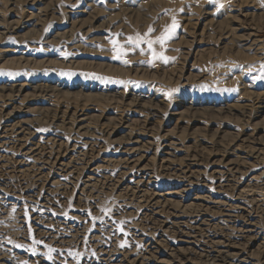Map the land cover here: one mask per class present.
Segmentation results:
<instances>
[{"label": "rangeland", "instance_id": "rangeland-1", "mask_svg": "<svg viewBox=\"0 0 264 264\" xmlns=\"http://www.w3.org/2000/svg\"><path fill=\"white\" fill-rule=\"evenodd\" d=\"M87 1H45L52 17L28 39L19 36L29 27L17 37L4 29L22 26L42 6L0 0V87L26 85L10 100L0 89V263L168 264L181 253L188 264H212L219 251L264 264V113L222 114L253 102L264 107V79L256 78L264 65V0H98L90 44L80 33L75 48L46 44ZM150 27L148 39L171 37L153 45L161 58L127 41ZM252 32V51L222 39ZM7 46L14 52H3ZM42 89L51 97L38 96ZM135 99L159 112L133 113L126 105ZM173 109L182 114L172 116ZM76 114L91 124L82 141L70 125ZM126 133L148 141L132 163L117 151ZM166 139L175 146L164 149ZM230 160L243 166L224 182L212 164ZM238 194L244 210L231 207ZM154 195L169 202L158 217Z\"/></svg>", "mask_w": 264, "mask_h": 264}, {"label": "bare ground", "instance_id": "bare-ground-1", "mask_svg": "<svg viewBox=\"0 0 264 264\" xmlns=\"http://www.w3.org/2000/svg\"><path fill=\"white\" fill-rule=\"evenodd\" d=\"M27 2H30L31 4H35V3H38V5L42 6V7H38V14L36 15H30L29 17L27 16L24 20V22L22 23V26L21 25H16V26H8L7 28H5V34H12V35H16V33L21 30V29H26L27 27H29L30 29L25 33V35L23 36H19V38H22V37H27L28 39L34 37L37 33H41L40 31L43 30V27H44V24L46 23V21H48V19L50 17H52V12L50 10V8H48L46 5H45V1L47 0H26ZM125 1V0H122V2ZM86 2V1H85ZM96 3H99L98 0H88L85 7H82L77 13L78 17H76L75 20H72L67 29L63 30L62 32H59L54 30L51 32L50 34V37L51 38L50 40L47 38L45 39V43L46 44H49V43H52V42H57V43H63V44H69L70 46H73L74 48L77 47V45L74 43L76 41V36L75 34L77 33H80L79 36H84L86 37V43H91L94 39H93V32L92 31V25L91 23L92 22H95L99 17L100 15L97 13V10H96ZM45 5V6H44ZM139 8V6H138ZM125 11L128 13V14H131L135 11V7L133 5H126L125 7ZM146 13L145 15L146 16H150L152 13L150 10H145ZM1 14V13H0ZM50 14V15H48ZM3 22V20L0 19V24ZM251 31H255V29H251ZM254 33H250L248 36H234V35H230L229 33H225V37H223L222 39L226 40L225 42H231V41H234L235 44H237L238 47L242 48V50H245V51H252V50H255L257 48H255V44H254V41L252 40V38L254 37ZM17 37V35H16ZM250 37V38H249ZM3 52L5 53H13L14 52V49L13 47L11 46H7L5 49H3ZM26 87V85H20L19 87H17L18 89L16 90H9V88H6V87H3L0 89L2 90V92H7L9 91L10 94H6L4 95V97H6L7 99H12L14 98V95L15 93L17 94H20L24 88ZM12 89V88H11ZM52 91V90H51ZM46 91L44 89L42 90H39L38 91V96L44 94V96H50L51 93H53V91ZM58 91V89L56 90ZM248 104V103H247ZM253 104H260L258 102H253L251 105L252 109H246V105L245 106H241L239 109H231V108H223L222 109V114H231L232 112H238L240 116H242L243 118H248V119H252V118H256L258 117L260 114L264 113V107L263 106H258V108H254L253 107ZM126 106H128L131 110H133L132 112L133 113H140V112H143V113H146L147 115H154L155 113L159 112L155 107L154 105H151L149 104V102L147 103H143L141 104L140 102L135 101L133 100L131 103L127 104ZM182 113L178 112L177 113V110L176 109H173V113L171 114L172 116H179L181 115ZM77 115V114H76ZM73 116V115H72ZM9 118V117H8ZM73 122L70 124L72 127H73V131H74V134H76L79 138V141H82L84 139H86L87 137L85 136L86 132L85 131H88V128H89V124L90 122H86L87 121V118L85 117V115L83 114H80V115H77L76 118H73ZM129 120V119H128ZM68 123V122H67ZM17 125H20V124H17ZM69 125V123H68ZM91 125V124H90ZM125 125V124H124ZM12 127V126H11ZM23 128V127H22ZM20 127H16L15 128V132H16V135H21L22 132H23V129ZM71 128V127H70ZM92 128V127H91ZM127 128V127H125ZM124 128V129H125ZM93 131V130H92ZM90 133V132H89ZM93 133V132H92ZM106 133V132H105ZM147 133V132H146ZM148 135V134H147ZM146 135V137H147ZM92 137V135H90ZM127 136V137H126ZM126 138L123 140V142L121 143L120 142V145L117 149V151H121L122 150V154L125 153V151L127 152V154L125 153L124 155L127 156V159H125V161H130L129 163H132L133 162V153H135L136 151H141V152H144V145H148V141H144V139L142 138L140 140V138L134 136V135H131V134H128L126 133ZM26 137V136H25ZM98 137V136H97ZM96 137V138H97ZM104 137V136H103ZM150 138V137H148ZM20 140V139H19ZM22 140V139H21ZM89 142V141H88ZM152 143V142H151ZM164 145H163V148H167L169 147L170 145H173L172 142L170 140H167L164 141ZM89 144V143H88ZM87 144V145H88ZM122 146V147H121ZM123 146H129L128 149H124ZM175 146V145H173ZM23 147V146H21ZM126 148V147H125ZM81 149V148H80ZM115 149V148H114ZM146 150V149H145ZM34 151V150H33ZM75 151V150H74ZM29 152V151H28ZM37 152V151H36ZM140 153V152H139ZM159 155H166L164 154L162 151H158ZM168 153V152H166ZM21 154H24V153H21ZM35 154L34 153V158L36 159L35 157ZM42 154V153H40ZM26 155H29V153H26ZM38 155V154H37ZM111 155V154H110ZM123 155V156H124ZM169 155V154H168ZM48 156V155H47ZM158 156V155H157ZM33 157V156H32ZM40 157V156H39ZM117 157V156H116ZM121 157V156H120ZM119 157V158H120ZM164 158V157H163ZM246 158V157H245ZM38 159V158H37ZM115 159V158H114ZM165 159V158H164ZM47 160V159H46ZM161 160V159H160ZM44 161V160H43ZM59 161V160H58ZM243 161V160H242ZM41 162V161H40ZM122 162V161H121ZM246 162V161H245ZM244 162V164H245ZM50 163V162H48ZM128 163V164H129ZM124 164V163H123ZM189 164V163H188ZM242 163H240V161H237V160H230V161H223V162H220V164H212L213 168H218V174L222 175V176H225L224 178H222V180L224 182H226V177L228 176L231 177L233 176V174L237 173V170L239 168V166L241 165ZM127 165V163H126ZM184 165V164H183ZM191 166L194 167V168H199L201 167V163L198 161V160H192L191 162ZM243 165H241L242 167ZM122 167V166H121ZM130 167V166H128ZM209 167V166H208ZM125 168V167H124ZM132 168V166H131ZM143 168V167H142ZM141 167L138 168V169H142ZM190 168V167H189ZM145 169V168H144ZM167 170V168H165ZM181 169V168H180ZM178 170V169H177ZM191 171V170H189ZM150 172V171H149ZM173 173V172H172ZM197 174V175H200L198 172H194V174ZM146 174V173H145ZM182 174V173H181ZM189 175V174H188ZM190 175H193V173H190ZM202 175V174H201ZM151 176V175H150ZM178 176H180L178 174ZM176 176V177H178ZM182 176V175H181ZM185 176V175H184ZM145 177V176H144ZM190 177V176H188ZM151 178V177H150ZM96 179V178H95ZM142 179V178H141ZM189 179V178H188ZM140 180V179H139ZM143 180V179H142ZM149 180V179H147ZM180 181V180H179ZM229 181V179H228ZM135 182V181H134ZM133 182V183H134ZM146 182V181H145ZM264 182V181H263ZM140 182H137V184L139 185ZM229 183V182H228ZM223 184V183H222ZM88 185V184H87ZM92 185V184H91ZM141 185V184H140ZM145 185V183H144ZM132 188V187H131ZM246 188V187H245ZM244 188V189H245ZM248 188V187H247ZM259 188V187H258ZM264 188V187H263ZM144 190V189H143ZM264 190V189H263ZM241 191V190H240ZM134 192V191H133ZM136 192V191H135ZM145 192V191H144ZM147 192V191H146ZM150 192V191H149ZM148 192V193H149ZM257 192V191H254V193ZM249 193V192H248ZM251 193V191H250ZM253 193V192H252ZM257 193H261V192H257ZM256 193V194H257ZM156 194V193H155ZM158 194V193H157ZM233 194V193H232ZM263 194H264V191H263ZM150 195V194H149ZM153 195V194H152ZM166 195H171V193H167ZM241 195V194H240ZM240 195L238 194V196H236L234 198V201L235 202V206H231L232 208L234 209H237V210H244L243 206L245 205L244 201H242ZM249 195V194H248ZM258 195V194H257ZM136 196V195H135ZM260 196V195H259ZM139 197V196H137ZM136 197V198H137ZM151 197V196H150ZM163 197V196H162ZM239 197V198H237ZM252 197V196H251ZM146 198V197H145ZM144 198V199H145ZM159 198V199H158ZM167 198V197H166ZM165 198V199H166ZM232 198V197H231ZM250 198V197H249ZM264 198V197H263ZM161 195H154L153 198L151 200V202L153 203V215L154 216H161L162 212L164 211L163 207H165L169 202H167V204L165 205V202L167 200H164L163 202H161ZM255 199V198H254ZM258 199V198H257ZM159 200V201H158ZM147 201V200H146ZM260 201V200H259ZM232 202V203H233ZM249 202V201H248ZM263 202V201H262ZM261 203V202H260ZM163 204V205H161ZM253 204V203H252ZM226 205V204H225ZM228 205V204H227ZM140 206V205H139ZM162 206V207H161ZM148 207V206H147ZM151 207V206H150ZM230 207V206H229ZM228 207V208H229ZM261 208V207H260ZM165 209V208H164ZM231 209V208H230ZM162 210V211H161ZM228 210V209H227ZM225 210V212L227 211ZM166 211V210H165ZM164 211V212H165ZM234 211V210H233ZM249 211V210H248ZM262 211V210H261ZM250 212V211H249ZM253 212V211H252ZM241 213V212H240ZM148 214V213H147ZM225 214V213H224ZM251 214V213H250ZM253 214V213H252ZM228 215V213H227ZM239 215V214H237ZM248 215V214H247ZM198 216V215H197ZM226 217V216H225ZM228 217V216H227ZM232 217V216H231ZM235 217V216H234ZM195 218V217H194ZM239 218V217H238ZM243 218V217H242ZM241 218V219H242ZM245 218V217H244ZM200 219V218H199ZM230 219V218H229ZM252 221V220H251ZM255 222V221H254ZM197 223V222H196ZM199 223V222H198ZM245 223V222H244ZM249 223V222H248ZM182 224V223H181ZM199 225V224H198ZM256 225V224H255ZM197 226V225H195ZM191 227V226H190ZM193 227V226H192ZM187 228V227H186ZM194 229V228H193ZM199 229V228H198ZM205 229V228H204ZM255 229V228H254ZM195 230V229H194ZM200 230V229H199ZM202 230V229H201ZM241 230V229H240ZM203 231V230H202ZM243 231V230H242ZM186 232V231H185ZM183 232V233H185ZM191 232V231H190ZM189 232V233H190ZM138 233V232H137ZM203 233V232H202ZM243 233V232H242ZM246 233V232H245ZM200 234V233H199ZM204 234V233H203ZM207 234V233H206ZM185 235V234H184ZM190 235V234H189ZM192 235V234H191ZM198 235V234H197ZM196 235V236H197ZM193 236V235H192ZM201 236V235H200ZM240 236V235H239ZM245 236V235H244ZM182 237V236H181ZM190 237V236H189ZM196 238V237H195ZM194 238V239H195ZM203 238V237H202ZM160 239V238H159ZM207 239V238H206ZM181 240V239H180ZM198 240V239H197ZM203 240V239H202ZM209 240V238H208ZM183 241V240H182ZM187 241V240H185ZM191 241V240H190ZM195 241V240H194ZM211 241V240H210ZM188 242V241H187ZM186 243V242H185ZM190 243V242H189ZM199 243V242H198ZM204 243V242H203ZM208 243V242H207ZM215 243V242H214ZM197 244V243H196ZM209 244V243H208ZM211 245V244H210ZM215 245V244H214ZM147 246V244H146ZM196 246V245H195ZM209 246V245H208ZM231 246V245H230ZM212 247V246H211ZM189 248V247H188ZM187 248V249H188ZM232 248V247H231ZM230 248V249H231ZM238 248V247H237ZM236 248V249H237ZM191 249V248H190ZM189 249V250H190ZM203 249V248H202ZM207 249V248H206ZM211 249V248H210ZM158 250V249H157ZM185 250V249H184ZM204 250V249H203ZM216 250V249H215ZM149 251V250H147ZM187 251V250H186ZM185 251V252H186ZM195 251V250H194ZM208 251V250H207ZM246 251V250H245ZM244 251V252H245ZM104 252V251H103ZM150 252V251H149ZM154 252V251H153ZM157 252V251H156ZM188 252V251H187ZM242 252V251H241ZM206 253V252H205ZM217 253V251H216ZM224 252H219L217 253V256L214 258V261L212 264H222L223 262H225V264H255L253 260H247V259H244V258H235V257H240V254H237V252L235 254H237L236 256H234L233 258V255H230V254H223ZM229 253V252H228ZM233 253V252H232ZM247 253V252H246ZM108 254V253H106ZM199 254V253H198ZM202 254V253H201ZM214 254V253H213ZM182 254L179 253V254H176L174 255L171 260L168 262V264H188L187 261H184L183 259H181V256ZM186 255V254H185ZM230 255V256H229ZM204 256V255H203ZM211 256V255H210ZM104 257V256H103ZM199 257H202V255ZM252 257V256H251ZM143 258V257H142ZM187 260H189L188 258H186ZM204 259V258H203ZM212 259V258H210ZM133 260V259H132ZM190 261V260H189ZM228 261V263H227ZM130 262V261H129ZM133 262V261H132ZM130 262V263H132ZM142 262V261H141ZM121 263V262H120ZM159 264H161V262H158ZM193 263V262H192ZM206 263H209V262H206ZM264 263V262H263ZM1 264V263H0ZM3 264V263H2Z\"/></svg>", "mask_w": 264, "mask_h": 264}, {"label": "snow or ice", "instance_id": "snow-or-ice-1", "mask_svg": "<svg viewBox=\"0 0 264 264\" xmlns=\"http://www.w3.org/2000/svg\"><path fill=\"white\" fill-rule=\"evenodd\" d=\"M221 7H222V5H221ZM176 26H177L176 22H175V20H173L172 29H166L165 30L166 33H170L172 30H174L176 28ZM152 32H153V29L150 27L148 30V33L144 34L143 36H140L138 34L135 38L130 36L127 38V41L133 49L140 48L141 43H145L147 45L148 50L152 53V55L155 58H161V57L156 56L155 50L153 49V45L155 43H158L161 46H163L164 43L166 42V40L170 39L171 37L169 34H164V35H161L160 37H158L156 40L148 39V37L151 35ZM140 51H141V54H144L143 48H140ZM261 68H262L261 75L259 77H256L258 79H264V65H261ZM49 251L51 252L52 250L49 249Z\"/></svg>", "mask_w": 264, "mask_h": 264}]
</instances>
